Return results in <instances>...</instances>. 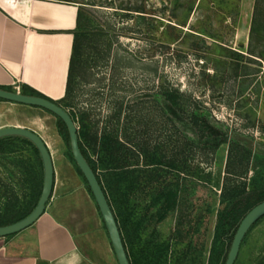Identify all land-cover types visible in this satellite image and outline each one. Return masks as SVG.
Returning a JSON list of instances; mask_svg holds the SVG:
<instances>
[{
	"label": "rangeland",
	"instance_id": "1",
	"mask_svg": "<svg viewBox=\"0 0 264 264\" xmlns=\"http://www.w3.org/2000/svg\"><path fill=\"white\" fill-rule=\"evenodd\" d=\"M63 1L79 5L82 31L92 41L87 65L74 81L78 113L91 108L102 129L113 119L111 131L132 150L148 144L169 156L187 142L198 152L213 146L215 139L195 123L196 115L229 135L212 167L203 163L211 182L183 174L175 183L179 210L161 219V205L154 206L151 196L129 207L121 202L134 264H223L233 234L223 232L233 205L223 194L264 191V3L248 42L239 35L248 24L237 16L229 20L236 14L229 0H204L200 6L198 0ZM168 92L181 96L177 105L167 100ZM45 123L42 135L51 148L59 189L73 192L87 220L84 249L107 260L109 236L99 208L71 161L58 119ZM20 147L16 158L30 159V148ZM196 156L190 165L202 164L203 157ZM17 161L0 155V222L27 210L31 200L32 187ZM182 214L188 224L179 233ZM156 245L163 255L153 261ZM263 262L264 219L245 238L236 264Z\"/></svg>",
	"mask_w": 264,
	"mask_h": 264
},
{
	"label": "crops",
	"instance_id": "2",
	"mask_svg": "<svg viewBox=\"0 0 264 264\" xmlns=\"http://www.w3.org/2000/svg\"><path fill=\"white\" fill-rule=\"evenodd\" d=\"M229 1L227 6H234L236 13L229 20L237 16L248 24L239 35L243 33L249 42L258 0ZM203 2L198 0L195 5ZM79 13L78 4L63 0H0V88L21 94L29 88L54 102L62 101L67 93ZM48 119L56 121L57 117L40 108L0 101V130H31L51 149L42 135ZM59 186L56 171L54 193L45 215L27 230L0 239V264H119L110 237L107 260H98L84 249L88 232L83 209L77 206L72 191L61 193Z\"/></svg>",
	"mask_w": 264,
	"mask_h": 264
},
{
	"label": "trees",
	"instance_id": "3",
	"mask_svg": "<svg viewBox=\"0 0 264 264\" xmlns=\"http://www.w3.org/2000/svg\"><path fill=\"white\" fill-rule=\"evenodd\" d=\"M260 6L261 4L258 0L256 13L259 12ZM82 15L80 10L79 28L78 32L75 34L67 93L62 101L55 103L69 112L78 128L82 153L103 187L116 216L131 264H134L127 243V237L129 235L128 222L124 219L121 202L129 207L137 198L148 199V197L151 196L154 200V206H156V204L161 205V211L164 213L161 219H163L165 215L177 209L179 210V195L178 190L175 188V183L181 179L180 176L183 174L211 182V175L206 174L205 170H202L203 163H205L208 168L212 167L216 152L223 145L227 144L229 135L222 128L215 127L210 119L196 115L194 117L195 123L201 125V128L206 130L209 135L215 139L213 146L198 152L195 150L193 144L187 142L184 149L178 151V148H174L177 154L174 153L172 156H169V153L167 155L162 151L160 146H156L152 149L148 144H142L138 147V150L135 148L132 150L128 143L123 142L119 135L117 137L111 131L113 119L110 118L109 122L106 123V125H104L105 127L102 129L100 127L102 123L99 120V116L94 114L91 108L86 112L81 111L78 113L75 110V104L72 102L74 99V81L76 80L77 74L87 65V61L85 62L84 57L87 53V48L92 45L90 35L82 31ZM0 89L6 90L4 88ZM6 91L13 92L11 90ZM22 94L48 99L29 88H25ZM167 95V100L171 103L177 105L178 101H180L179 99L181 96H179V94L176 95L168 92ZM0 101L4 100L0 99ZM159 106L164 110L161 104H159ZM57 119L58 129L61 137L69 148L71 161L74 163L79 176L83 179L89 194L95 201L88 182L73 158L69 131L64 122L59 118ZM220 137L223 139L220 140ZM21 145L30 148L32 151L30 159L24 160L25 157L16 158V156L22 154L21 152L23 150H20ZM0 155L14 156V159L18 160L16 163L23 168L27 181L32 187L28 209L7 221H1L0 227H6L25 219L34 211L42 195L44 173L39 152L35 146L26 139L8 137L0 140ZM196 155L203 157L202 164L198 166L196 164L190 165L192 164L190 158L195 159L197 157ZM184 157L185 159L182 160ZM230 192L231 194H229V196L226 193L223 194V198L233 205L226 214V219L222 224V228L226 235L230 233L231 230H233V234L230 238L223 264L227 262L234 238L244 218L255 207L264 203V191L257 193L258 195H256V192H246V189L242 193H240L238 189ZM185 220L186 218L182 214L177 224V232H179L181 227L188 224ZM256 226L257 224L252 229ZM161 255H163V252L160 250L159 246L156 245L153 249V261L156 259V256ZM261 264H264V262Z\"/></svg>",
	"mask_w": 264,
	"mask_h": 264
},
{
	"label": "water",
	"instance_id": "4",
	"mask_svg": "<svg viewBox=\"0 0 264 264\" xmlns=\"http://www.w3.org/2000/svg\"><path fill=\"white\" fill-rule=\"evenodd\" d=\"M0 99L11 103L46 110L64 122L69 131L73 158L93 193L96 204L107 228L118 263L131 264L116 216L97 175L82 153L78 128L69 112L51 100L36 96H27L3 89H0ZM8 137L23 138L35 146L40 154L43 164L44 183L41 198L34 211L28 217L15 224L0 227V239L17 235L32 227L41 219L47 211L56 183V171L51 151L38 134L23 128H6L0 130V140ZM262 219H264V203L255 207L242 221L234 238L226 264L237 263L245 238L252 228Z\"/></svg>",
	"mask_w": 264,
	"mask_h": 264
}]
</instances>
